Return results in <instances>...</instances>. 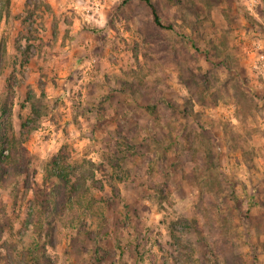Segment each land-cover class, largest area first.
I'll use <instances>...</instances> for the list:
<instances>
[{
    "label": "rangeland",
    "instance_id": "obj_1",
    "mask_svg": "<svg viewBox=\"0 0 264 264\" xmlns=\"http://www.w3.org/2000/svg\"><path fill=\"white\" fill-rule=\"evenodd\" d=\"M151 1L171 28L146 0L2 8L18 176L0 183V264H264V0ZM60 173L86 182L78 224L55 215Z\"/></svg>",
    "mask_w": 264,
    "mask_h": 264
},
{
    "label": "trees",
    "instance_id": "obj_2",
    "mask_svg": "<svg viewBox=\"0 0 264 264\" xmlns=\"http://www.w3.org/2000/svg\"><path fill=\"white\" fill-rule=\"evenodd\" d=\"M146 2L150 5L152 9L153 14V21L154 23L163 28H171L170 25H166L162 22L159 11L156 7V5L151 0H146ZM9 4V0H5V4L3 6L0 5V20L2 18V8L7 7ZM6 61L5 56V49L0 47V73L2 69L4 68V63ZM11 98L7 101H3L1 94H0V117L2 118L3 122L4 119L9 118L11 114ZM2 134L0 131V183L7 187L10 183L17 181V167L15 166H9L8 158L7 156H2V150L5 148L4 144L2 143ZM127 142V141H126ZM125 141H122V147L123 145H127ZM131 147V144H130ZM6 149V148H5ZM58 176V182L55 186V192L56 195H61V198H58L60 202L55 201L56 203H59L55 210V215L59 217L63 222L65 223H71V224H78V222L81 220V215L88 212V207L86 203L87 199V192L88 188L86 186V182L79 177L78 180L70 186L69 180L67 177H65L62 173ZM71 187V190H70ZM69 189V192H67ZM0 203H2L0 201ZM53 213V211H52ZM35 214L33 213L31 215V218L29 221H33L35 219ZM54 247H56V244L51 242ZM2 247H9L5 242H1L0 249ZM42 249H45V247L42 246ZM9 255H11L10 252H8ZM39 254H35V256H38L39 258H45V255L41 251H37ZM9 257H6L5 259L8 260ZM47 258H45L46 260ZM9 261L7 262V264Z\"/></svg>",
    "mask_w": 264,
    "mask_h": 264
},
{
    "label": "built area",
    "instance_id": "obj_3",
    "mask_svg": "<svg viewBox=\"0 0 264 264\" xmlns=\"http://www.w3.org/2000/svg\"><path fill=\"white\" fill-rule=\"evenodd\" d=\"M103 0H85L84 4L81 6V9L85 15L93 17L100 13L103 9ZM255 57L250 63V67L254 72L260 73L264 76V50L261 46L256 48ZM254 55V53H252Z\"/></svg>",
    "mask_w": 264,
    "mask_h": 264
},
{
    "label": "crops",
    "instance_id": "obj_4",
    "mask_svg": "<svg viewBox=\"0 0 264 264\" xmlns=\"http://www.w3.org/2000/svg\"><path fill=\"white\" fill-rule=\"evenodd\" d=\"M24 5H25V3H24Z\"/></svg>",
    "mask_w": 264,
    "mask_h": 264
}]
</instances>
